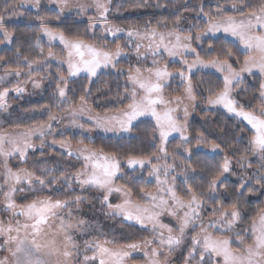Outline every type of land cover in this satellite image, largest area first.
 Returning <instances> with one entry per match:
<instances>
[{"label":"snow or ice","instance_id":"1","mask_svg":"<svg viewBox=\"0 0 264 264\" xmlns=\"http://www.w3.org/2000/svg\"><path fill=\"white\" fill-rule=\"evenodd\" d=\"M51 2L59 8L57 19L66 8H69V0H51ZM110 3L111 0H92L91 4L72 5L78 15L86 14L90 8L96 10L98 21L103 22L101 35L96 37L93 32L96 40L106 41L109 35L116 37L117 33L125 32V29L120 27H109ZM146 3L147 0H144L143 4L137 2L134 6L143 7ZM29 6L39 9L41 0H12L11 4L6 3L0 8V43L13 42L14 33L8 29V22L13 16L24 14L18 13L17 9ZM187 7L185 0V10ZM229 8L232 14H229ZM197 15H203L208 26L204 33L196 34L195 41L199 42L201 35L221 31L236 38L245 52L243 65L239 69L235 67L240 63L239 56L233 60L234 53L230 48L221 50L223 58L221 53H217L213 59H203L200 52L193 47L191 29L188 35L181 34L180 16H177L172 28L166 32L158 31L157 27H152L150 24L145 25L142 32L138 29H128L126 32L128 41L123 45L117 43L113 51L107 47V43L97 45L86 42L79 36L68 38L64 32L50 28L45 18L37 15L36 18L41 21L42 34L49 42L58 40L63 45L62 51L66 52V56H60L57 62L67 64L68 76L85 72L91 81V78L97 76L100 68L111 66L117 69L120 58L127 55L124 49L128 48L131 51L133 44L138 61L141 58L146 59L151 54L152 66H145L143 69L139 66H129L127 81L131 88L126 86L121 97L122 100L127 99L129 102L116 115L92 116L91 109L84 107L87 104V95L80 97L79 112L73 109L71 104L66 110L74 118L72 126L86 131L92 129H85L84 124L75 120L77 115L86 112L89 113L88 120L95 129L114 133H129L135 127V121L142 117H151L154 121L153 139L155 140L158 133L160 143L151 155L134 153L127 155L125 158L127 170H125L121 158L115 152H106L102 148L97 150L90 146L91 140L85 143L81 139L78 142L81 146L74 152L69 143L53 138L51 144H58L67 157H75L77 161H82L81 168L69 174L45 165L38 173L36 170L23 167L14 169L10 158L15 156L21 164H27L28 150L35 149L33 138L40 139V147L43 148L44 138L50 135L53 123L59 122V118L50 114L47 124L41 123L14 135L0 133V169H2L0 181H3L0 184V192L3 194V210L9 213L6 221L0 220V251L5 253L0 256V264H97V262L126 264L136 252L143 254L146 264H171L170 255L183 243L189 229L195 234L191 236V244L184 256V264H264V208L260 209L258 220L252 221L250 229L235 230L241 218L239 197L245 194V190L249 194L264 190V80L259 85V94L256 97L259 101L257 108L245 110V106L239 104L231 95L234 86L241 82L243 73L251 74L254 70H258L264 77V0H225L223 5L217 4L214 13L204 12L201 5ZM96 22L97 20L90 19L89 30L94 28ZM164 27L167 28V25L165 24ZM37 38L39 39V36ZM145 40L148 41L147 44L143 43ZM212 48L213 46L209 45V55ZM164 53L170 58L179 57L182 69L173 73L168 70L167 64L159 66L160 62L155 57L158 55L162 57ZM188 54L195 56L191 63H188ZM39 55L44 58L45 63L49 59L57 58L51 48L46 58L42 48ZM16 56L18 58L22 56V64L16 69L6 70L4 76L20 77L23 75V66L26 65L31 73L35 71L34 65L40 63L39 58L30 59L27 55H23L19 47L16 49ZM2 59L4 58L0 57V60ZM200 68L214 69L222 74L223 87L215 94L210 91L207 104L220 105L228 113L242 118L247 125H250L249 131L252 133L245 148L246 155L237 160L246 175H241L239 184L235 186L238 199L230 208L224 206L223 199L216 200L213 195L221 188L228 190L224 180L221 179L225 174L233 171L232 160L227 155L216 167V174L208 181L207 198L205 193L197 192L190 184L181 195L175 186V177L171 185L167 180V177L179 167L175 164L179 152L171 154L168 152V138L173 133H179L181 144L177 145V149L191 143L190 137L186 135L189 107L185 104V100H196L191 73L193 69ZM117 71L123 74L122 69ZM4 76H0V80H3ZM175 76H179L184 85L183 94L165 98L164 89ZM29 80L34 87H40V83L32 80L31 75ZM66 89L67 79L60 76L54 94L58 95L62 104L68 101ZM24 90L19 85L12 89L4 87L0 90V109L7 110L6 98L10 91L21 94ZM88 91L90 90H85L86 94ZM181 110L183 121L180 117ZM195 139L197 146L205 143L203 133L198 132ZM239 142V137L232 141V143ZM225 143L228 142L212 143L209 151L219 155L224 151ZM184 152L188 154L189 159L184 171L191 168L195 173L196 168L190 163L192 150L184 147ZM43 155L41 153V156ZM169 155L172 156L173 163H168ZM247 155L258 158V165L254 171H249L253 168V164ZM160 161L164 163L161 164ZM147 166H150L148 176L155 177L157 189L156 192H151L141 187L140 202H137L132 199V185L136 183L134 173L138 168L143 170ZM162 175L164 179H161ZM117 180L124 182L116 186ZM74 185H79L82 191L88 188L96 189L101 194L100 203L108 209L106 216L122 217V221L135 222L142 228L150 226L153 237L115 248L106 246L114 243L109 240L103 243L85 241L81 246L76 241L75 233L84 231L82 226L86 221L79 219L73 222L74 216L70 204L79 208L86 198L76 195L70 199H60L52 195L63 188L67 196L70 191H74ZM256 185H259V189ZM45 189L48 191L47 195L32 199L27 204L18 205L13 198L17 192L23 193L28 190L36 192ZM113 193H121L125 197L123 202L111 203L110 197ZM209 199L214 201L215 206L211 208V216L205 222L204 213ZM65 209H69L66 215ZM165 214L175 221V225L162 221L161 217ZM196 229L199 231H195ZM212 229L215 231H210ZM89 251L92 255H88Z\"/></svg>","mask_w":264,"mask_h":264},{"label":"trees","instance_id":"2","mask_svg":"<svg viewBox=\"0 0 264 264\" xmlns=\"http://www.w3.org/2000/svg\"><path fill=\"white\" fill-rule=\"evenodd\" d=\"M157 1L160 8L153 9L152 11L145 12L138 18H124L118 19L117 23L125 28L134 27L135 29H143L145 25L157 27L158 31H167L171 29L177 16L181 17V22H192L194 32L202 31L207 26V21L203 15H197L200 11V6H203L204 12L214 13L217 4L223 5L225 0H187V10L184 8L185 0H153ZM11 4L12 0H0V8H3L5 4ZM18 10V9H17ZM23 12V15H17L16 19H11L8 22V29L14 33L13 42L9 44L0 43V57L4 59L0 60V70L3 74L8 69H16L18 65L22 64V56H16V49L19 47L23 55H27L30 59H40L38 65H34L35 71L29 72L27 66H23V75L20 76L18 81L14 80L12 84L18 83L19 86L24 85L31 75L32 80L43 83V80L47 81L43 86V94L37 102H33L28 106L30 108L47 109L50 114H58L66 109L68 104L78 105L80 97L87 95V107L93 111L107 112L120 109L126 106L129 102L127 99H121L124 95L125 87L131 88V85L127 81L125 74H120L114 71L100 72L97 77L91 79L87 77L69 78L67 76L66 68L53 62H44L40 57V49H43L44 56L49 49H53V45L41 32V21L36 17L37 15L44 17L45 22L50 28L55 31H62L68 38H74L79 36L86 42L94 40L93 32L96 29L89 30V23L79 18L76 14H69L62 16L59 19L56 18L58 11L49 8L45 4H42L37 11L19 9L18 12ZM229 14H232L231 9H228ZM137 20V21H136ZM180 22V24H182ZM133 24V26H131ZM167 25V28L164 25ZM39 36V39L37 38ZM123 38H119L122 40ZM121 42V41H120ZM209 45H212L211 55H209ZM223 48H230L233 53V59L239 56L240 63L243 62L244 54L237 43L224 38L222 36L207 37L201 41V47L197 50L200 52L203 59H213L217 53H221ZM60 76H64L67 79V103H60L58 95L54 94L56 84ZM192 83L194 86V95L205 101L209 97V93L215 94L222 87L221 75L210 71H197L191 73ZM32 82V81H31ZM174 92L182 93L183 84L177 81H173ZM245 84L247 89L243 92L237 91L236 99L245 104L247 108L256 105L258 100L256 97L259 92L260 77L258 75H250L245 77ZM63 86V85H61ZM9 85L3 84L0 86V90ZM86 89L90 91L85 92ZM247 101H250L248 104ZM34 123V122H31ZM24 126L30 125V122H25ZM188 136L190 137L192 147H200L196 145V135L198 132L203 133L205 137V145L210 149L212 143H220L221 141H227L225 143L224 151L219 155L210 154L202 149L195 150L192 148V155L190 157V163L196 168V172L193 173L186 182H180L178 185V191L181 195L184 194L187 186L190 184L197 192L205 193L207 198V185L210 177L216 174V167L223 162L225 155L229 156L232 160L233 171L225 174L221 179L224 180L227 191L221 188L217 193L213 194L216 200L223 199L224 206L229 207L233 202H237V196L235 194V186L239 184L241 175H246L244 169L240 168L237 160L241 156H245V148L248 145V139L252 134L249 131V127L239 122L235 118L229 116L223 111L214 109L197 108L192 110L191 115L187 121ZM154 123L150 120H141L135 123L132 131L127 135L123 134H95L91 139L88 136L74 135L73 132L65 133L62 138L57 137L58 141H66L70 144L72 151H74L80 144L81 139L85 143L91 140V147L99 150L104 149L106 152H115L120 158L123 164L126 160V156L129 154L136 155H151L156 151V147L159 145L158 133L155 140L153 139ZM240 138L239 143H232L237 138ZM181 144L179 138H174L167 144L168 152H176L177 145ZM187 146V145H185ZM28 160H34L37 162L36 171L39 173V169L43 166L49 168H58L60 171H65L69 174H73L79 170L82 165V161H77L75 157H67L64 151L52 148L50 145H46L43 148L35 147L31 149ZM41 153L44 155L41 156ZM53 158L58 159L61 163L57 166L54 163ZM248 159L252 160L253 168L249 171H254L258 165V158H252L247 155ZM51 159V160H50ZM48 160V161H47ZM189 163V159L186 160ZM32 168L28 164H23V168ZM125 167V166H124ZM30 168V169H31ZM32 170V169H31ZM125 170L127 168L125 167ZM148 168L143 170L137 169L134 173L136 177V183L132 185L134 201H139L140 192L139 189L144 187L146 191H154L155 184L148 177ZM57 175L59 172L56 173ZM127 179V177H125ZM123 180H117L118 186L122 184ZM254 183V182H253ZM27 187V186H25ZM74 191H70L66 196L63 188L60 192H54L52 195L54 198L66 199L72 198L76 195H81L86 199L77 208L74 204H70V210L73 213L74 220L83 219L86 223L82 226L83 232H76L75 238L78 244L83 246L85 241H98L103 243L105 240L114 241L112 244H108V247H118L126 243L137 242L144 240L145 229L140 225L125 224L118 226L113 221L105 220L104 214L108 211L106 206L100 203V192L96 189L88 188L81 190L79 185H74ZM259 189V185H256ZM221 193L223 196H221ZM24 194V198H20V195ZM47 189L43 191L28 190L23 193L17 192L14 194V199L18 205L29 203L32 199L42 198L47 195ZM21 199V200H19ZM116 202V201H114ZM113 202V203H114ZM239 210L241 218L237 222L235 228L242 230L251 227L252 221L257 219L259 211L264 208V190H258L255 194H249L245 190V194L239 197ZM112 203V202H111ZM117 204V203H116ZM102 206V212L98 211ZM214 201L208 200L206 204L208 214L211 216V208L214 207ZM69 209L64 210L66 215ZM7 213V212H6ZM7 216H3L0 211V220H7ZM183 244V243H182ZM181 244V245H182ZM189 244V243H188ZM190 245V244H189ZM173 254V253H172ZM5 255L0 251V256ZM88 255H92L89 251ZM185 256V255H184ZM184 256L181 260L172 261L171 264H184ZM98 264V262H97Z\"/></svg>","mask_w":264,"mask_h":264},{"label":"rangeland","instance_id":"3","mask_svg":"<svg viewBox=\"0 0 264 264\" xmlns=\"http://www.w3.org/2000/svg\"><path fill=\"white\" fill-rule=\"evenodd\" d=\"M144 3V0H111V3L109 5V13H108V25L109 27H120L125 29V32L122 33H117L116 37L113 36H107L106 41L104 40H92L89 43H96L97 45H101L104 43H107V47L113 51H115V47L117 43H120L121 45L125 44L128 41V37L126 36V32L128 29L132 28L135 29L134 27H129V28H125L122 25H119L117 23L118 19H124V18H130V17H134V18H138L140 15H142L145 12H149V10H153L156 8H160L161 6L158 5L157 1H153V0H147L146 6L143 7H135L134 4L135 3ZM77 3H82V4H91L92 0H69V8H66L65 11L61 14L62 16L65 15H69V14H76L79 18L86 20L88 23L90 21V19L92 20H97V22L95 23V26L93 29H96L94 31L95 36L99 37L102 33V27H103V22L102 21H98V14L96 13V10L94 8H90L86 14H77V11L75 8L72 7V5H75ZM45 4L46 6H48L49 8H52L56 11L59 12V8L57 7V5L53 2H51V0H41V5ZM23 10H33V11H37L38 9L32 8V7H27V8H21ZM19 10V9H18ZM17 10V12H18ZM20 12V11H19ZM18 12V13H19ZM17 16V15H16ZM13 16L11 19H16L17 17ZM237 18L239 19V16L237 15ZM137 21V20H136ZM182 23V22H181ZM133 26V24L131 25ZM207 26H208V22H207ZM207 26L206 28H204L202 31H199V33H204L207 30ZM180 28L182 29V35H188L189 34V29H191V35L193 36V47H195L197 50L201 47V41L207 37H215V36H222L224 38H227L235 43L238 44L239 48L244 52V49L241 45H239L238 40H236V38L231 37L230 35L224 33V32H216V33H208L207 35H201V40L199 42L195 41L194 37L196 36V34L198 32H194L193 27H192V22H184L182 24H180ZM140 31L142 32L143 29H140ZM162 32H166V31H162ZM123 38L122 40H119V38ZM45 38H47L45 36ZM48 39V38H47ZM121 41V42H120ZM53 45V49L52 51L54 53H56L57 58L56 59H49L47 60L48 62H53V63H58L57 59L60 56H66V52H63V45H61L59 43L58 40L55 41H51L50 42ZM144 44H147L148 41L145 40L143 41ZM4 44H9V43H4ZM124 51L127 53V55L122 56L119 60V63L117 64V69H122L123 70V74H125L126 76L128 75V70H129V66H139L141 69H143L145 66H152V59L153 57L151 56V54H149L147 56V58H141L139 61L137 60L135 51H134V44L132 46V50L130 51L128 48H125ZM143 51V49H142ZM48 56V52L45 54V58ZM159 62L160 65L159 66H164L165 64H167L168 66V70L170 72L176 73L178 71H180L182 69V65L179 63L180 58L179 57H175V58H170L167 56L166 53L163 54V56L161 57L160 55L155 57ZM195 58L194 54H188L187 55V60L188 63H191L193 61V59ZM44 60V58H43ZM234 60V59H233ZM60 64V63H59ZM63 65L66 70H67V76H68V69H67V64H61ZM243 65L242 63L236 64L235 67L237 69H239L241 66ZM117 69H113L111 66L108 68H100L97 71V75L100 72H108V71H114V72H118ZM197 71H210V72H215L219 75L222 74L216 72L214 69H204V68H200V69H193V72H197ZM120 73V72H118ZM250 75H258L260 77V83L262 82V80H264V77H262L260 75V73L258 72V70H254L253 73H243L242 74V80L238 85H235L233 88V91L231 93L232 97L234 99H236V93L237 91L241 90V91H245L247 89V86L245 84V77L246 76H250ZM0 76H4V74L2 73V71L0 70ZM69 78H76V77H88V74L85 72H81L76 76H68ZM97 77V76H96ZM20 77H15V76H4L3 80H0V86L3 84L9 85V89L14 88L15 86L18 85V83L16 84H12V82L14 80L18 81ZM95 77L91 78L94 79ZM173 81H177L180 82V78L179 76H175L168 84L167 87H165L164 89V96L165 98H170L173 96H177V95H182L183 94V89H182V93H178V91H173L174 90V85L172 84ZM37 82V81H36ZM47 83V81L43 80V83L41 82L40 87H34L33 83L28 79L27 82L20 86L23 87L25 90L23 93L21 94H17L14 91H10L9 96L6 98V102L8 104V108L5 111L4 109H0V133H7L8 135H14V134H18L19 132L25 130L26 128L29 127H33V126H37L41 123L47 124L48 122V116L50 115L49 111L47 109H39V108H30L28 109V106L31 105L33 102H37L42 94H43V88L42 85L45 86ZM184 86V85H183ZM259 94V92H258ZM258 97V96H257ZM207 100L205 101L201 100V98L196 97L195 101H188L185 100V104L188 105L189 107V116L187 117V121L191 115L192 110L197 109V108H204V109H214V110H220L225 112L226 114H228L229 116L235 118L236 120H238L239 122L243 123L244 125H246L247 127H249L250 129V125H247L246 121H243L242 118L236 117L233 114L228 113L222 106L220 105H216V106H209L207 104ZM237 100V99H236ZM238 101V100H237ZM250 101H247L246 103L248 104ZM239 104H241L238 101ZM194 105V106H193ZM245 106V110H252L254 108H257L259 105V101L256 103V105H254L253 107L247 108V106L245 104H241ZM69 104L67 105L66 109L68 108ZM72 108L75 109L77 112H79V108H80V103L78 105H72ZM84 107L88 108L87 105H84ZM64 109L62 112H59L58 114H51V115H56L59 118V122H54L52 125V132L50 133V135H48L47 137H45V145H50L52 148L55 149H59L61 151H64L63 149H61L58 144L57 145H52L51 144V140L54 138L57 140V137H61L65 134V133H69V132H73L74 135H82V136H88L89 139H91L93 137V135L97 134H123V135H127L128 133H121V132H104L102 130L99 129H95L92 125V122L88 120V115L89 113H84L83 115H77L75 117V120L78 123H82L85 125V129H89L91 128V131H86V130H82L78 127H73L72 126V121H73V117L69 114V112ZM122 109V108H120ZM120 109H116L113 111H107V112H99V111H93L91 110V115L95 116L96 114H99L100 116H112V115H116L118 113V111ZM180 117L181 120L183 121L184 117H183V111L181 110L180 112ZM141 120H150L154 123V121L151 119V117H142L140 118L138 121ZM138 121H135L134 124ZM25 122H30V125L28 126H24ZM34 122V123H31ZM186 135H188L186 133ZM174 138H179V133H173L168 140H172ZM58 141V140H57ZM66 142V141H65ZM33 143L35 144V147H40V139L38 138H33ZM68 143V142H67ZM169 143V142H168ZM81 146V145H80ZM78 146L74 152L80 147ZM184 147H188L190 149L195 148V150H200L202 149L203 151H207L210 154H213L209 151L208 147L205 144H201L200 147H192V145L187 144V146H183L181 148H179L178 150H176V152H179V156L176 158L175 160V164L179 165V167L176 168V170L174 172L171 173V175H169L167 177L168 183L169 185H171L173 183V177H175V186L178 189V185L181 182H186L189 177L193 174V172L191 171V168H188L187 171H184L185 168H187V164L186 160L188 159V154L186 152H184ZM41 148V147H40ZM31 149L28 150L27 155H30ZM170 153V152H169ZM171 154V153H170ZM51 160V159H50ZM52 160H54V163L58 166L61 162L58 159L53 158ZM48 161V160H47ZM10 162H11V166L14 167V169L16 168H22L23 164L20 163V161L15 157H11L10 158ZM155 162V161H154ZM37 162H35L34 160H28L27 164L32 166V170H37ZM159 163L163 164L164 161H160ZM168 163H173V159L172 156L169 155L168 158ZM123 165L126 167V161L123 163ZM29 168V170H31ZM127 168V167H126ZM145 168H148V170L150 171V166H147ZM0 171H2V169H0ZM149 177V176H148ZM149 179L155 184V189L152 192H156L157 189V185H156V180L155 177H149ZM161 179H164L163 175L161 176ZM3 181H0V184H2ZM116 186H118L117 181L115 182ZM6 190V189H5ZM24 194L20 195V198H24ZM124 196L121 193H113L110 197V201L113 204L116 203H122L124 200ZM19 199V200H21ZM140 202V201H138ZM3 204V194L2 192H0V211H2L3 216H7V213L3 210L2 207ZM103 207L100 206L98 211L102 212ZM207 208L205 209V213H204V219L205 222H207V219L210 216H207L208 214L206 213ZM105 220H109V221H113L115 224H117L118 226H122L125 224H129V225H139V224H135V222H127V221H122V217H109L106 216V214L103 215ZM162 221L164 223H169L171 222L173 225H175V221L172 220L171 217H169L167 214L163 215L161 217ZM258 220V217H257ZM145 231V235H144V240L146 239H151L153 237V233L151 231V227L149 226L148 228H144ZM236 231H239L235 228ZM195 231H199V229H196ZM210 231H215L214 229L210 230ZM195 234L193 232V230L189 229L186 233V236L184 238L183 244L178 246L176 248V250L173 252V254L170 255L169 259L170 261H178L177 259L181 260L183 258L184 255H186L187 251H188V246L189 244H191V236ZM165 235H167V233H165ZM189 243V244H188ZM156 245H153V247H155ZM235 246V245H234ZM126 264H146V260L143 257V254L141 252H136L133 253V258L132 259H128L126 261Z\"/></svg>","mask_w":264,"mask_h":264}]
</instances>
